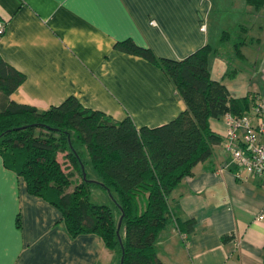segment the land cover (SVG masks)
<instances>
[{"label": "crops", "instance_id": "1", "mask_svg": "<svg viewBox=\"0 0 264 264\" xmlns=\"http://www.w3.org/2000/svg\"><path fill=\"white\" fill-rule=\"evenodd\" d=\"M0 19L6 23L0 55L25 75L10 97L17 103L47 110L75 96L114 120L130 116L138 127L161 126L185 110L184 100L159 65L117 44L132 40L181 60L238 24L247 27L244 57L222 59L216 78L234 96L251 92L264 101V6L245 0H0ZM243 58L254 63L250 82L242 71L225 75ZM252 117L264 121V114ZM210 125L220 142L171 195L174 215L194 219V230L164 229L158 256L166 264H264V220L258 219L264 178L237 179L225 120L212 118ZM0 264H118V258L97 234L71 237L61 211L30 194L0 154Z\"/></svg>", "mask_w": 264, "mask_h": 264}, {"label": "trees", "instance_id": "2", "mask_svg": "<svg viewBox=\"0 0 264 264\" xmlns=\"http://www.w3.org/2000/svg\"><path fill=\"white\" fill-rule=\"evenodd\" d=\"M245 1L255 9L264 6V0ZM229 29L222 32L221 47L232 45V56L242 58L247 40L241 35L247 27ZM117 47L159 65L184 100L185 110L150 128L138 127L130 116L117 121L88 109L75 96L47 110L17 103L10 97L25 75L0 55V154L6 166L26 181L30 194L61 211L71 237L97 234L118 264L122 256L123 264H166L156 249L160 233L171 225L185 232L195 227L194 219L181 221L174 215L171 195L220 142L210 120L228 113L244 116L258 98L251 92L234 96L212 76L210 61L220 49L212 44L181 60L159 57L132 40ZM239 71L229 67L225 75L235 77ZM59 154L72 171L64 169ZM96 187L111 195L112 206L92 202Z\"/></svg>", "mask_w": 264, "mask_h": 264}, {"label": "built area", "instance_id": "3", "mask_svg": "<svg viewBox=\"0 0 264 264\" xmlns=\"http://www.w3.org/2000/svg\"><path fill=\"white\" fill-rule=\"evenodd\" d=\"M203 27L202 29H205ZM6 31V23L0 19V40ZM264 114V101H258L244 116L228 113L224 116L226 124V146L236 164L235 176L246 180L250 176L264 178V121L254 123L252 115ZM264 220V209L258 216Z\"/></svg>", "mask_w": 264, "mask_h": 264}, {"label": "rangeland", "instance_id": "4", "mask_svg": "<svg viewBox=\"0 0 264 264\" xmlns=\"http://www.w3.org/2000/svg\"><path fill=\"white\" fill-rule=\"evenodd\" d=\"M228 11L229 10H225V11L222 12L223 17L226 15V13ZM214 19L218 20L221 23V19H222L221 16H220V18H219V16H214ZM224 31H230V29L227 28V29H224L223 32ZM241 36H242V38H244V39H246L248 41V36H245V35H241ZM220 39H221V36H220ZM211 43H212V45L214 47H217L218 44L221 43V40H212ZM255 48H256V46H253V49H255ZM234 52L235 51H234L233 46L232 45H228L225 48L221 47V49H219V54L216 55V56H213L211 58L210 68L213 71V77L214 78L218 77V72L224 71V64H223L224 62H223L222 59L229 61L228 58H230L232 56V54H234ZM235 56H234V58H238V57H235ZM241 61H242V64H240L237 68H239V70L243 72L242 73V78L243 77L245 78V82H250V80H248V79L251 78L253 76V74H255L254 63H252V59L251 58L248 59V60L243 58V60L241 59ZM219 62H221V63H219ZM216 79H219V78H216ZM219 80H222V79H219ZM59 160L61 161V163L63 164L64 169L67 172L72 171L73 167L64 158V154H59ZM77 176L78 175H76V177H75L76 179L78 178ZM91 200H92V202L98 203V204H108V205H111V206L113 205V201H112L111 195L106 190H104L101 187H96L93 190V194L91 196Z\"/></svg>", "mask_w": 264, "mask_h": 264}, {"label": "water", "instance_id": "5", "mask_svg": "<svg viewBox=\"0 0 264 264\" xmlns=\"http://www.w3.org/2000/svg\"><path fill=\"white\" fill-rule=\"evenodd\" d=\"M122 220H123V216L120 218V221H119L118 230H117L118 234H119L120 229H121ZM123 261H124V256H122V258H121V264H123Z\"/></svg>", "mask_w": 264, "mask_h": 264}]
</instances>
